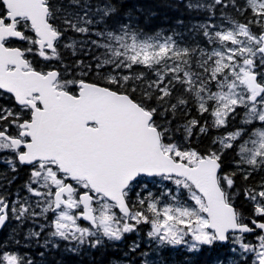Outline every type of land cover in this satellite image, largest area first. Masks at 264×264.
Listing matches in <instances>:
<instances>
[{
    "label": "snow or ice",
    "instance_id": "obj_1",
    "mask_svg": "<svg viewBox=\"0 0 264 264\" xmlns=\"http://www.w3.org/2000/svg\"><path fill=\"white\" fill-rule=\"evenodd\" d=\"M184 7L148 35L131 0H0V264H264V0Z\"/></svg>",
    "mask_w": 264,
    "mask_h": 264
},
{
    "label": "trees",
    "instance_id": "obj_2",
    "mask_svg": "<svg viewBox=\"0 0 264 264\" xmlns=\"http://www.w3.org/2000/svg\"><path fill=\"white\" fill-rule=\"evenodd\" d=\"M170 2L173 4V6H169L168 3L165 2V0H131V4H134L138 6L139 8L143 9V12L140 14V25L143 28L144 32H146L148 35H154L156 32H163L165 34H171V30L173 28H176L177 30H181L185 32V35L187 36V28L192 25L193 23L203 22L206 19V14L202 12H197L195 10H188L186 7H184V3L186 0H170ZM242 2V0H240ZM176 3L180 4V7L177 8L174 5ZM226 11L229 12V14L234 17L235 19L240 20L241 22H244V18L240 16L238 12L232 9H227ZM182 20L183 25H178L177 21ZM216 22L220 23V9L219 6L217 8V17ZM71 35V33L69 34ZM193 116H197L198 114L194 111L192 112ZM234 123L238 124L239 121H235ZM229 129H221L220 132L227 131ZM216 130L212 131V135H215ZM193 143L195 144V139L193 140ZM205 143H207V140H205ZM7 169L6 165L0 164V170ZM24 179V175H20V179L16 181L14 185H12V190L15 191L17 187H19ZM260 179L259 175H255L254 177L250 178L248 181H244L242 177H237V188L241 189L245 184L249 185H255ZM171 188H174L175 186L167 182ZM156 189V186L149 185V190L154 191ZM236 206L240 209H242L245 214H247L249 206L247 205V202L244 200L243 196H239L236 200ZM16 222L12 221L8 223L4 229L0 230V241H5L11 232L12 228L15 227ZM28 227V225L25 226V230ZM144 230H147L146 225L141 226ZM143 235V233L141 234ZM134 237H128V241L133 239ZM127 242V241H126ZM7 246V245H6ZM228 245L225 244H217L212 248H208L205 246L202 251L198 253H186L179 249H168L164 252L166 258L172 257V261L174 264H183L185 257L190 258V264H205L210 263L211 261L216 262L219 260V257L227 253L229 250L227 249ZM226 249V250H225ZM57 258L61 256V253H56ZM37 259H39L37 257ZM63 259L65 261V264H89V261L87 258H85L83 261H81L78 257L73 255H64Z\"/></svg>",
    "mask_w": 264,
    "mask_h": 264
},
{
    "label": "rangeland",
    "instance_id": "obj_3",
    "mask_svg": "<svg viewBox=\"0 0 264 264\" xmlns=\"http://www.w3.org/2000/svg\"><path fill=\"white\" fill-rule=\"evenodd\" d=\"M167 186L168 188H171V186L167 183V182H164L163 185H160V186H156V189L153 191H151L153 194H156L158 195L159 192L161 191L162 187L163 186ZM148 227V226H147ZM231 246V245H230ZM167 251V250H166ZM229 253H224L222 254L220 257H219V260H223L225 262V264H228V261L234 256L233 253H231L230 251H228ZM165 256V254H164ZM166 257V256H165ZM170 259H168V264H174L173 261H172V257H169ZM218 261V260H217ZM217 261L214 262L212 261L211 264H217Z\"/></svg>",
    "mask_w": 264,
    "mask_h": 264
},
{
    "label": "flooded vegetation",
    "instance_id": "obj_4",
    "mask_svg": "<svg viewBox=\"0 0 264 264\" xmlns=\"http://www.w3.org/2000/svg\"><path fill=\"white\" fill-rule=\"evenodd\" d=\"M225 245H228V244H225ZM230 247H231V246H230V245H228V248H227V249L229 250V249H230ZM225 250H226V249H225ZM227 253H229V252H227ZM211 263H212V261H211L209 264H211ZM205 264H208V263H205Z\"/></svg>",
    "mask_w": 264,
    "mask_h": 264
}]
</instances>
